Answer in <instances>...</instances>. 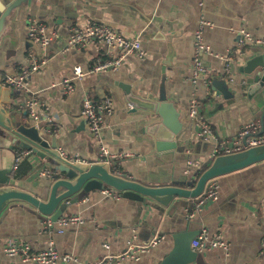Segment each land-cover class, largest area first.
I'll list each match as a JSON object with an SVG mask.
<instances>
[{
    "label": "crops",
    "instance_id": "1",
    "mask_svg": "<svg viewBox=\"0 0 264 264\" xmlns=\"http://www.w3.org/2000/svg\"><path fill=\"white\" fill-rule=\"evenodd\" d=\"M3 1L8 4L14 0ZM29 18L44 23L57 38L45 47L35 44L26 35ZM202 18L211 23L204 27L203 37L214 53L234 56L239 47V27L264 36V0H18L0 33V73L26 65L30 54H44L47 62L30 75L31 93H27L38 97V119L32 120L14 102L15 116L39 124L48 141L54 135L50 128L60 127L55 135L57 148L93 161L99 142L87 130L80 114L81 102L85 96H107L114 111L100 134L116 155L114 164H109L111 170L144 184L165 185L187 179L186 163L193 160L198 167L192 171L198 174L201 164L211 157L213 141L195 137L196 125L188 115L191 97L202 103L201 114L219 139H231L249 122L264 126V88L257 86L253 72L243 66L252 56L264 55V44L247 45L244 56L226 62L203 54L202 63L209 68L211 83L204 84L201 76L193 82L194 32ZM94 20L104 21L126 36L139 37L146 56H127L116 71L86 74L74 81L72 92L63 95L52 83L71 74L73 64L87 69L97 58L117 53H107L101 45L63 50L70 27ZM213 79L226 81L230 95L213 86ZM122 84L151 99L166 97L178 110L182 130L175 138L177 145L170 159L157 153L155 141L146 131L143 111H130ZM24 95L15 91L12 99L18 102ZM19 151L3 148L0 154L2 167L15 178L14 185L35 191L49 184L50 179L39 176L38 169L52 166L30 150L20 151L26 154L13 168ZM214 178L218 182L217 199L207 201L192 215L189 210L194 198L175 196L168 206H162L147 198L143 202L129 199L118 191L110 196L103 189L93 190L66 212L80 213L89 220L67 226L62 232L55 229V224L46 227L44 220L48 218L29 205L15 202L0 216V264H40L24 261L19 255H6L4 247L11 241L44 249L52 239L60 253L77 257L54 264H91L105 253L122 252L133 236L146 242L159 234V242L138 260L103 263L158 264L172 247V233L199 231L203 226L210 235L219 234L228 243L227 251L197 250L205 264H264V160Z\"/></svg>",
    "mask_w": 264,
    "mask_h": 264
},
{
    "label": "water",
    "instance_id": "2",
    "mask_svg": "<svg viewBox=\"0 0 264 264\" xmlns=\"http://www.w3.org/2000/svg\"><path fill=\"white\" fill-rule=\"evenodd\" d=\"M17 3L18 0L8 4L0 0V33ZM243 66L248 72H253V81L257 86L264 88V55L252 56ZM212 85L225 96L230 95L226 81L213 79ZM121 87L125 91V100L131 104L130 111H143L145 128L155 141L157 153L165 160L170 159L177 145L175 138L182 130L180 114L172 101L163 96L155 99L142 96L133 92L129 85L122 84ZM14 92L1 84L0 73V154L3 148L30 150L36 157L47 160L58 173L54 179H50L49 184L29 191L14 185L13 174L0 163V216L11 204L22 202L54 222L80 198L105 187L135 201L143 202L147 198L168 206L175 196L189 199L198 197L211 178L264 160V143H260L211 156L196 169L198 174L192 171L187 179L165 185L144 184L116 173L105 161L80 162L60 156L55 135H51L48 141L40 131L39 124L29 118L15 116L12 109ZM197 233V230L172 233V247L158 264H205L201 252L191 247V240Z\"/></svg>",
    "mask_w": 264,
    "mask_h": 264
},
{
    "label": "built area",
    "instance_id": "3",
    "mask_svg": "<svg viewBox=\"0 0 264 264\" xmlns=\"http://www.w3.org/2000/svg\"><path fill=\"white\" fill-rule=\"evenodd\" d=\"M206 25H211L210 22L200 19L195 27L194 44H193V73L191 80L196 81L201 76L204 84L211 83L209 68L202 63L203 54H213L223 62L228 61L232 57H242L245 54L244 48L247 45L264 44V36L253 35L243 26L239 27V47L235 48L234 56L232 54H218L211 51L209 45L206 44L203 37V29ZM27 37L40 47H45L57 38L55 31H48L46 25L35 18H29L25 24ZM67 46L63 50L70 47H78L86 49L92 45L104 46L107 53L117 51L116 54L110 56L99 57L87 69H84L80 64H73L71 74L63 77L60 81L52 83L53 86L61 90L63 95H67L74 90V81L81 79L84 75L90 73H100L118 70L124 63L127 56H134L142 59L146 56V50L142 46V42L137 36H126L118 29L111 27L106 22L101 20H94L82 26H72L67 35ZM47 62V57L44 54L39 56L30 54L29 61L26 65L16 68L13 71L6 72L1 75V84L12 88L16 92L23 93V97L19 101H15L17 108L20 111H25L32 120L38 119L39 104L38 97L31 93L30 75L33 72L41 69ZM231 80V79H230ZM202 103L195 97H191L188 106V115L192 118L196 125L195 137L204 139L206 141H213V150L211 156L219 153H228L237 151L249 146L264 143V126L258 121L249 122L240 127L238 133L231 139H219L212 131L210 124L205 120L201 114ZM114 111L112 99L107 96L99 98H91L85 96L81 102L80 114L83 117L88 132L96 137L99 142L98 155L93 161H105L106 163L114 164L113 159L115 154L111 153L108 146L101 137V129L109 115ZM48 115V114H47ZM49 116V115H48ZM60 127L54 126L50 128V132L56 135ZM60 156L72 161L91 162L87 159L77 155L68 153L62 147L57 148ZM21 151V150H20ZM17 152L13 168H17L22 156L26 153ZM23 151V150H22ZM198 167V164L193 160H188L186 163L185 173L190 175L192 168ZM57 170L53 168L41 167L38 169L39 176H47L49 179H54L57 175ZM105 195L116 196L117 191L110 187L102 190ZM218 196V182L215 178L209 179L204 187L203 192L193 199L192 207L189 214L192 215L194 211H198L207 201H214ZM89 219L80 213H63L56 221L52 222L49 218L44 220V225L50 227L55 224V229L62 232L67 226L79 225ZM161 235L155 234L148 241H136L135 236L129 239L126 248L119 253L110 254L105 253L98 261L91 264H103L107 262L118 263L124 258L131 260H138L142 255L148 254L150 250L159 242ZM103 246L108 248V244ZM191 247L195 250L202 248H217L227 251L228 243L219 234L210 235L208 228L203 226L199 229L196 236L191 240ZM6 255H19L22 260L28 262H36L40 264H54L57 261H72L77 260V257L69 252L60 253L52 239L48 240L47 246L44 249H32L27 243L11 241L4 247Z\"/></svg>",
    "mask_w": 264,
    "mask_h": 264
}]
</instances>
